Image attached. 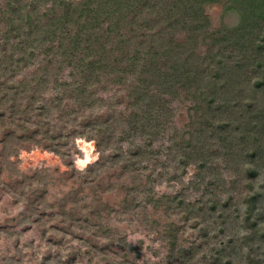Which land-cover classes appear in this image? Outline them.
<instances>
[{
  "label": "rangeland",
  "instance_id": "374dc122",
  "mask_svg": "<svg viewBox=\"0 0 264 264\" xmlns=\"http://www.w3.org/2000/svg\"><path fill=\"white\" fill-rule=\"evenodd\" d=\"M193 2L194 53L219 52L218 84L153 77L168 101L134 129L148 99L133 75L101 72L92 106L65 97L61 0H0V264H264V22L244 27L237 0ZM237 61L229 85L218 69Z\"/></svg>",
  "mask_w": 264,
  "mask_h": 264
},
{
  "label": "trees",
  "instance_id": "16d2710c",
  "mask_svg": "<svg viewBox=\"0 0 264 264\" xmlns=\"http://www.w3.org/2000/svg\"><path fill=\"white\" fill-rule=\"evenodd\" d=\"M193 1L156 0L150 6H144L146 2L143 0H61L59 17L63 23L59 24L61 31H64L63 36H51L50 40L58 39V44L63 46V54L68 65L74 70L73 80L64 82V86L68 88L65 97L73 98L80 106L89 103L92 106L96 103L95 99H91L92 87L100 81L101 72L119 77L133 75L136 82L133 85L134 99L136 102L148 99L147 108L133 107L129 113L128 119L134 124L132 128L137 129L140 119H146L147 122L158 120L162 113L161 108L168 101L163 97L165 92L158 91L156 86L153 87L154 82L150 80L153 77L159 75V79L167 77L173 81L178 80L186 91L201 83H206L205 86L209 87L218 84L216 78L219 74L213 73L210 77L208 73L213 72L209 66L216 61L214 58L218 59L219 52L215 53L214 49L210 48L203 59L210 61L212 58V62L205 66L194 53L193 47L198 45V40L202 36L199 33L201 26L192 22L201 19L203 12L198 11ZM237 1L240 5L238 9L242 11L241 21L244 25L246 20L250 24L264 22V0ZM105 13L108 18L110 16L114 18L107 27H103L104 21L99 19ZM160 24L163 26L155 29ZM49 27L52 28L50 32L57 31L53 25ZM176 29H186L191 36L177 42L172 34ZM236 31L234 33L237 36L250 35L247 32ZM112 32L114 36H109ZM218 32L220 36H216ZM223 36V30L218 29L217 32L203 36V40L206 41L207 47L212 44L216 46L224 41ZM192 50L193 52H190ZM236 63L238 61L231 67L225 63L218 69L224 73L226 80L223 78V82L229 85L231 82L236 83L232 77ZM256 83L261 84L262 80ZM7 91L8 89H5V94ZM201 93L202 95L207 93L209 105L216 96L215 91L210 89L201 88L199 95ZM86 99L91 102H86ZM29 108V104L26 103L25 109ZM141 125L144 127V121ZM54 134L56 133H51V137H54Z\"/></svg>",
  "mask_w": 264,
  "mask_h": 264
}]
</instances>
